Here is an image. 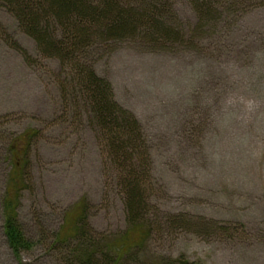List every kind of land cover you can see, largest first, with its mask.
<instances>
[{"label": "rangeland", "instance_id": "rangeland-1", "mask_svg": "<svg viewBox=\"0 0 264 264\" xmlns=\"http://www.w3.org/2000/svg\"><path fill=\"white\" fill-rule=\"evenodd\" d=\"M169 5L170 38L138 29L99 41L89 56L145 139L135 157L151 234L123 264H264V0H227L209 22L198 21L190 0ZM63 70L0 4V264H77L76 243L55 241L74 234L83 204L95 244L139 241L119 166L86 110L72 94L66 101ZM27 132L36 135L22 152L18 213L35 245L17 258L2 202L18 156L11 147Z\"/></svg>", "mask_w": 264, "mask_h": 264}, {"label": "trees", "instance_id": "trees-1", "mask_svg": "<svg viewBox=\"0 0 264 264\" xmlns=\"http://www.w3.org/2000/svg\"><path fill=\"white\" fill-rule=\"evenodd\" d=\"M173 0H0V4L16 19L21 31L37 44L43 58L55 59L63 71L58 74L60 90L76 98L79 109H85L101 138L103 153L119 167L118 178L123 188L122 200L132 230L139 232V241L128 246L125 237L95 244L85 218L86 206L73 228L57 236L55 243L75 244L72 255L77 264H123L134 249L141 247L151 231L143 224L144 204L148 201L140 187L136 172V153H143L144 134L138 119L115 101L113 88L97 75L89 56L99 41L124 39L137 34L138 29L152 31L161 39L170 38L174 24L167 13H176L169 5ZM198 21L209 22L212 11H221L227 0H190ZM167 11V12H166ZM36 134L27 132L11 147L16 157L2 202L4 236L17 258L34 248L20 223L18 209L22 192L27 188L22 152L26 140L31 143ZM149 159V152H145ZM178 264H191L179 260Z\"/></svg>", "mask_w": 264, "mask_h": 264}]
</instances>
